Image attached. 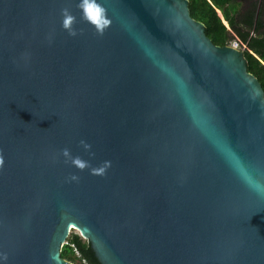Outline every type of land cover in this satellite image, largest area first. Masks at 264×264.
<instances>
[{"label": "water", "instance_id": "1", "mask_svg": "<svg viewBox=\"0 0 264 264\" xmlns=\"http://www.w3.org/2000/svg\"><path fill=\"white\" fill-rule=\"evenodd\" d=\"M79 2L0 0V264H72L75 229L100 264H264V91L245 53L188 0H99L103 35ZM65 148L111 166L81 171Z\"/></svg>", "mask_w": 264, "mask_h": 264}, {"label": "trees", "instance_id": "2", "mask_svg": "<svg viewBox=\"0 0 264 264\" xmlns=\"http://www.w3.org/2000/svg\"><path fill=\"white\" fill-rule=\"evenodd\" d=\"M188 8L195 20L205 24L207 36L216 45L227 46L231 42L228 25L242 37L243 41L248 42L249 32L242 33L243 23L239 20L240 4L235 0H188ZM244 25L251 28L250 22H245ZM257 30L259 35L255 36L251 43H247L253 53L245 52V57L249 73L258 79L264 91V0L261 3ZM67 243L62 248V259L72 264H82L83 261L87 264H100L89 241L72 234Z\"/></svg>", "mask_w": 264, "mask_h": 264}, {"label": "clouds", "instance_id": "3", "mask_svg": "<svg viewBox=\"0 0 264 264\" xmlns=\"http://www.w3.org/2000/svg\"><path fill=\"white\" fill-rule=\"evenodd\" d=\"M77 7L80 9L82 16L81 20L87 22L92 25L96 32L100 35H103L106 28L110 26L111 20L108 17L107 10L103 6L99 0H80ZM62 19V27L68 32V34L72 37L77 36L78 34H82V29L77 30L74 25L78 23L77 17L72 13L69 7H65L61 9ZM241 51V50H240ZM82 146L86 150L91 149V145L85 141H81ZM62 155L66 158L65 162H71V164L81 171L85 169L91 168V173L94 175H105L107 169L111 166L110 161H103L100 166L92 167L90 162L83 159L80 156L73 157L70 149H63ZM90 155L95 156V153H90ZM4 159L2 155V150H0V168L3 167ZM70 180L78 181L79 176L73 174L70 177ZM0 258L4 261H7V254L0 253Z\"/></svg>", "mask_w": 264, "mask_h": 264}, {"label": "rangeland", "instance_id": "4", "mask_svg": "<svg viewBox=\"0 0 264 264\" xmlns=\"http://www.w3.org/2000/svg\"><path fill=\"white\" fill-rule=\"evenodd\" d=\"M235 2L240 4L239 20L243 23L242 33L247 34L249 32L247 41L251 43L252 39L255 36L259 35L257 29L262 0H235ZM245 22H250L251 28H249V25H244ZM237 37L242 40V37L236 31L233 30V32L231 33V41H233ZM242 42L244 44L248 43L243 40ZM249 49L253 53L250 47ZM72 234H76L82 237L81 233L77 230H72L71 235ZM82 239L85 240L83 237Z\"/></svg>", "mask_w": 264, "mask_h": 264}, {"label": "built area", "instance_id": "5", "mask_svg": "<svg viewBox=\"0 0 264 264\" xmlns=\"http://www.w3.org/2000/svg\"><path fill=\"white\" fill-rule=\"evenodd\" d=\"M228 27H229V29H230V32L232 33V32H233L232 28H231L229 25H228ZM228 45H229V46H232V47L235 48V49L241 50V51L244 52V53H245V52L252 53V52L250 51V49H249L248 44H244V43L242 42V40L239 39L238 37H237L236 39H234L233 41H231ZM67 244H68V243L66 242V245H67ZM72 247H74V245H72ZM77 255L80 256L78 252H77ZM82 264H87V263H86L85 261H83Z\"/></svg>", "mask_w": 264, "mask_h": 264}, {"label": "bare ground", "instance_id": "6", "mask_svg": "<svg viewBox=\"0 0 264 264\" xmlns=\"http://www.w3.org/2000/svg\"><path fill=\"white\" fill-rule=\"evenodd\" d=\"M75 230H77V229H75Z\"/></svg>", "mask_w": 264, "mask_h": 264}]
</instances>
